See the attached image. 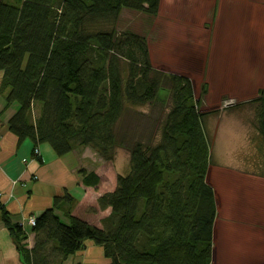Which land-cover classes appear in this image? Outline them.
I'll use <instances>...</instances> for the list:
<instances>
[{"label": "trees", "instance_id": "trees-1", "mask_svg": "<svg viewBox=\"0 0 264 264\" xmlns=\"http://www.w3.org/2000/svg\"><path fill=\"white\" fill-rule=\"evenodd\" d=\"M159 2L0 0V92L18 106L7 123L18 143L48 145L57 157L86 147L104 162L117 149L128 154L127 174L97 200L110 210L100 229L71 216L75 201L64 191L35 218L28 249L22 226L0 206L22 264H63L85 241L102 249L107 264H210L215 202L205 182L206 114L188 78L151 66L144 37L115 30L123 10L155 17ZM257 101L264 140V98ZM142 107L153 112L142 116L147 136L117 131L124 114ZM78 174L84 186L99 183L94 173Z\"/></svg>", "mask_w": 264, "mask_h": 264}, {"label": "rangeland", "instance_id": "rangeland-1", "mask_svg": "<svg viewBox=\"0 0 264 264\" xmlns=\"http://www.w3.org/2000/svg\"><path fill=\"white\" fill-rule=\"evenodd\" d=\"M115 30L144 37L155 70L190 80L199 111L206 114L202 123L212 166L235 163V156L249 167L252 157L263 162L255 120L261 106L257 100L264 98V0H160L155 17L123 10ZM151 112L131 109L117 131L135 139L147 136L151 126L142 116ZM103 162L102 181L111 180L112 169L122 176L128 172V154L122 149L113 161ZM228 254L224 246L219 264H230Z\"/></svg>", "mask_w": 264, "mask_h": 264}, {"label": "crops", "instance_id": "crops-1", "mask_svg": "<svg viewBox=\"0 0 264 264\" xmlns=\"http://www.w3.org/2000/svg\"><path fill=\"white\" fill-rule=\"evenodd\" d=\"M1 79L0 72V82ZM17 110L16 104L6 105V93L0 92V206L8 214L12 225L22 226L27 237V248L31 249L34 245L28 218H36L44 211L53 209L54 198L61 197L64 191L75 201L71 211L73 218L102 228V220L109 215L110 210H100L97 200L115 190L116 178L120 174H115L112 169L111 180L102 181L100 170L104 165L100 163L103 161L86 147L57 157L48 145H38L39 154L35 157L34 143L30 140L18 143L17 137L8 130L7 123ZM256 138L264 146L257 129ZM234 158L235 163L230 162L228 165L212 166L209 163L205 176L215 202L210 264L223 262L224 246L229 249L228 255L233 263L235 260L236 264H264V160L262 163L255 162L252 157V167H249L248 161L243 163L244 158ZM233 166L236 169H232ZM82 170L94 173L99 178L96 187L82 184L78 174ZM242 186L248 189L243 190ZM55 213L63 223H69L62 210L57 209ZM107 263L102 249L89 241L84 242L80 252L63 262ZM0 264H22L15 243L1 223V212Z\"/></svg>", "mask_w": 264, "mask_h": 264}, {"label": "built area", "instance_id": "built-area-1", "mask_svg": "<svg viewBox=\"0 0 264 264\" xmlns=\"http://www.w3.org/2000/svg\"><path fill=\"white\" fill-rule=\"evenodd\" d=\"M38 147H36V149H34V151H33V155L36 157V156H38ZM27 224L30 226V227H33V226H35V217H30V218H28V220H27Z\"/></svg>", "mask_w": 264, "mask_h": 264}, {"label": "bare ground", "instance_id": "bare-ground-1", "mask_svg": "<svg viewBox=\"0 0 264 264\" xmlns=\"http://www.w3.org/2000/svg\"><path fill=\"white\" fill-rule=\"evenodd\" d=\"M32 232V231H31Z\"/></svg>", "mask_w": 264, "mask_h": 264}]
</instances>
